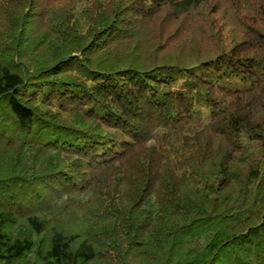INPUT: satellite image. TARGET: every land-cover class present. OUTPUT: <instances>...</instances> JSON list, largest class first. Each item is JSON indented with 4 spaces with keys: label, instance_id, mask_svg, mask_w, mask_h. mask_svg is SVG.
Instances as JSON below:
<instances>
[{
    "label": "trees",
    "instance_id": "16d2710c",
    "mask_svg": "<svg viewBox=\"0 0 264 264\" xmlns=\"http://www.w3.org/2000/svg\"><path fill=\"white\" fill-rule=\"evenodd\" d=\"M0 264H264V0H0Z\"/></svg>",
    "mask_w": 264,
    "mask_h": 264
}]
</instances>
